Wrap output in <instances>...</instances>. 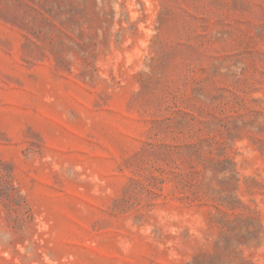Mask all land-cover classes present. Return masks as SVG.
<instances>
[{"label": "rangeland", "instance_id": "1", "mask_svg": "<svg viewBox=\"0 0 264 264\" xmlns=\"http://www.w3.org/2000/svg\"><path fill=\"white\" fill-rule=\"evenodd\" d=\"M0 264H264V0H0Z\"/></svg>", "mask_w": 264, "mask_h": 264}]
</instances>
